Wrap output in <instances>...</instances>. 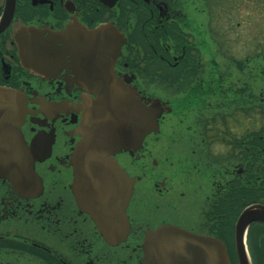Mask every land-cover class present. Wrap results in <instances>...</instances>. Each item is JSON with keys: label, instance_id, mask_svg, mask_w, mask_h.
Segmentation results:
<instances>
[{"label": "flooded vegetation", "instance_id": "flooded-vegetation-1", "mask_svg": "<svg viewBox=\"0 0 264 264\" xmlns=\"http://www.w3.org/2000/svg\"><path fill=\"white\" fill-rule=\"evenodd\" d=\"M0 92V264H264V0H0Z\"/></svg>", "mask_w": 264, "mask_h": 264}, {"label": "water", "instance_id": "water-1", "mask_svg": "<svg viewBox=\"0 0 264 264\" xmlns=\"http://www.w3.org/2000/svg\"><path fill=\"white\" fill-rule=\"evenodd\" d=\"M118 54H120V46H118ZM122 95H118L120 97ZM10 95L7 92H0V99L3 101H9ZM118 101V100H117ZM120 102V101H118ZM140 103V102H139ZM158 116L159 113L155 110H151L148 114L146 111L142 110L139 108V120H140V134L139 138L143 137L145 132L147 130H150L152 128H157L158 125ZM144 121V124H141V122ZM27 161L28 163L31 162V158L29 155L27 156ZM28 167L29 164H28ZM29 169V168H28ZM31 176V173L28 172V178ZM168 237L167 240H174L178 241L176 242V246H173L172 248H177L178 250H183L185 248H189L190 246L185 244L183 241L189 242V240H195V247L199 250L202 251L201 255L203 256V263H206L208 260L209 264H230L228 260V256L226 253V249L222 245L221 242L210 239L207 237H195L191 236L189 233H184L182 231H174V230H168L166 231ZM172 245H169L170 247ZM148 247H149V238L146 236L145 241H144V262L145 264L147 263V258H148ZM243 264V263H241Z\"/></svg>", "mask_w": 264, "mask_h": 264}, {"label": "rangeland", "instance_id": "rangeland-1", "mask_svg": "<svg viewBox=\"0 0 264 264\" xmlns=\"http://www.w3.org/2000/svg\"><path fill=\"white\" fill-rule=\"evenodd\" d=\"M235 13L230 14L226 7L220 8V16H219V32H220V41L224 37L221 33L225 35L228 32H233L235 35H231L234 39L237 40V43L234 47H242V37L244 32V16H243V8L242 6H235ZM240 23V28L237 29L236 23ZM226 37V36H225ZM224 39V38H223Z\"/></svg>", "mask_w": 264, "mask_h": 264}]
</instances>
